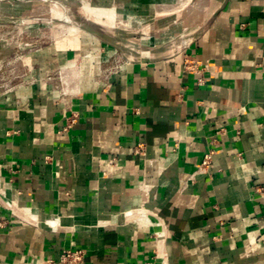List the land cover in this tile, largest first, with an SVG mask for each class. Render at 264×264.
Here are the masks:
<instances>
[{
	"label": "crops",
	"instance_id": "obj_1",
	"mask_svg": "<svg viewBox=\"0 0 264 264\" xmlns=\"http://www.w3.org/2000/svg\"><path fill=\"white\" fill-rule=\"evenodd\" d=\"M193 8L199 34L177 54L58 91L51 75L79 61L84 78L111 55L83 32L35 50L0 92V264L65 249L82 264H264V0Z\"/></svg>",
	"mask_w": 264,
	"mask_h": 264
},
{
	"label": "rangeland",
	"instance_id": "obj_2",
	"mask_svg": "<svg viewBox=\"0 0 264 264\" xmlns=\"http://www.w3.org/2000/svg\"><path fill=\"white\" fill-rule=\"evenodd\" d=\"M193 5L194 0H183L176 6L162 5L156 15H145L138 9L128 8L127 0L0 2V56L8 55L6 58H0V92H5L27 80L25 73L28 68L24 62L29 55L35 53V50H41L58 41L83 33L67 23L64 20L65 16L72 19L79 15L114 30L140 31L149 34L148 37L127 39L125 43L136 49L141 56L154 58L170 55L184 47L196 32L200 25L197 19L199 8H193ZM97 9H102L105 13L98 12ZM109 15L116 16L110 18ZM117 15L122 16L116 18ZM36 18H51L54 21H36L34 20ZM107 47L111 51L110 56L113 57L111 58L114 66V59H119L121 55L115 49ZM155 50L160 52L151 54V51ZM78 62L69 68L66 78L51 75L52 79L50 81L46 79V82L52 84L58 91L63 90L68 94L74 91L76 85H80L79 81L82 79L90 84L108 75L104 70L110 67V63H102L98 69L91 70L87 75L84 74V78L82 76L80 78L78 71L81 65Z\"/></svg>",
	"mask_w": 264,
	"mask_h": 264
},
{
	"label": "water",
	"instance_id": "obj_3",
	"mask_svg": "<svg viewBox=\"0 0 264 264\" xmlns=\"http://www.w3.org/2000/svg\"><path fill=\"white\" fill-rule=\"evenodd\" d=\"M7 1H14V2H26V1H32V0H0V2H7ZM215 15L205 23V25L202 27V29L199 31L200 33L202 30L207 28L212 20L214 19ZM36 21H48L53 22L54 20L51 18H36L34 19ZM28 21V20H27ZM67 23L71 24L73 27L77 28L78 30L89 34L93 38L97 39L101 43H103L106 46H109L113 49H115L121 57L128 61L129 63H149L156 60H160L162 58H166L170 55L177 54L181 51H183V48L175 50L170 55L161 56V57H154V58H145L144 56H141L136 49L132 48L131 46L126 45L125 40L127 39H135L138 37H148L149 34L140 32V31H118L111 28H108L98 22L89 20L88 18H85L83 16H75L71 19V22L66 21ZM9 23H17V22H9ZM22 23H24L22 21ZM199 33L197 32L196 35L190 38V40L195 39V37ZM160 51H151V54L159 53ZM150 54V53H149ZM0 203L4 205L7 208H11L10 205L0 196Z\"/></svg>",
	"mask_w": 264,
	"mask_h": 264
},
{
	"label": "built area",
	"instance_id": "obj_4",
	"mask_svg": "<svg viewBox=\"0 0 264 264\" xmlns=\"http://www.w3.org/2000/svg\"><path fill=\"white\" fill-rule=\"evenodd\" d=\"M110 56L106 60L103 61L104 64L110 63V67L106 68L104 71L108 72V75L106 77L119 73L126 69V67L131 64L128 61L124 60L122 57H119V59H114L115 65L112 66L113 64V57ZM111 60V61H110ZM198 64V63H197ZM195 67V61H192L190 58L185 60V69L186 70H194ZM52 79L49 77V80ZM221 130L217 132L219 134ZM144 145L143 144H138L135 147V151L139 154H143L144 152ZM212 156L213 152H209L204 156L203 162L200 166V171H205L209 169V167L212 164ZM85 256V251L83 250H74V249H65L61 255V257L55 261V260H46L44 262H41L40 264H82L83 259Z\"/></svg>",
	"mask_w": 264,
	"mask_h": 264
},
{
	"label": "bare ground",
	"instance_id": "obj_5",
	"mask_svg": "<svg viewBox=\"0 0 264 264\" xmlns=\"http://www.w3.org/2000/svg\"><path fill=\"white\" fill-rule=\"evenodd\" d=\"M98 8V7H97ZM98 10V9H97ZM86 12H88V10L86 11ZM98 12H101V13H105V11L104 10H102V9H99L98 10ZM100 13V14H101ZM116 16V15H115ZM114 15H109V17L111 18V17H115ZM120 16H122V15H117V17L116 18H119ZM129 17V16H128ZM104 19V18H103ZM64 20L65 21H69V22H71V18H69L68 16L66 17H64ZM114 20V19H113ZM74 29H77V28H75L74 27ZM78 30V29H77ZM25 212H26V214H28V215H30L32 218H33V213L31 212V211H27V210H25ZM58 222L57 221H50V222H48V225L49 226H53V225H56ZM158 264H162V256L160 257V260H159V262H158Z\"/></svg>",
	"mask_w": 264,
	"mask_h": 264
}]
</instances>
